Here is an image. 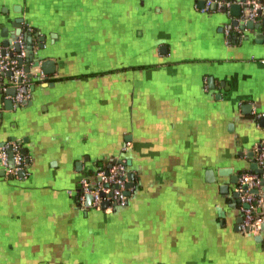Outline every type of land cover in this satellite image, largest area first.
<instances>
[{
  "label": "crops",
  "instance_id": "crops-1",
  "mask_svg": "<svg viewBox=\"0 0 264 264\" xmlns=\"http://www.w3.org/2000/svg\"><path fill=\"white\" fill-rule=\"evenodd\" d=\"M203 5L0 0V32L22 19L55 62L12 110L1 78L0 144L19 142L26 169L0 168V264H264V230H237L236 184L218 176L250 171L264 143V26ZM117 158L136 175L126 206H80L79 178Z\"/></svg>",
  "mask_w": 264,
  "mask_h": 264
},
{
  "label": "built area",
  "instance_id": "built-area-1",
  "mask_svg": "<svg viewBox=\"0 0 264 264\" xmlns=\"http://www.w3.org/2000/svg\"><path fill=\"white\" fill-rule=\"evenodd\" d=\"M233 4L231 0H204L203 12H220L228 10ZM244 6L241 22H260L264 20V0H246L238 3ZM238 33V27L233 28ZM241 30V29H240ZM30 32V28L20 33L11 40L10 47L0 48V75L5 77L10 73L9 86L15 89L14 96L4 95L5 99L11 100L15 106L23 101L30 100V93L25 84L29 83L23 62L27 59V50L24 32ZM229 32L225 28V33ZM2 50L4 53L2 54ZM22 60V64H19ZM264 64V59L260 61ZM40 75V76H38ZM36 80L43 78L39 73ZM5 89H0L2 93ZM128 149V144L122 147V153ZM255 163L259 172L245 171L238 175L235 193H237V209L239 212L238 223L240 232L244 235L255 236L261 232L264 226V143L258 146ZM95 168L78 180L77 201L84 207L87 197H90V206L97 211L111 213L117 208H123L129 201L125 192L132 194V188L127 189V175L130 172L124 158H117L112 162L95 164ZM0 168L9 178L20 179L26 169L25 158L21 152L19 142L7 141L0 144ZM105 205V207H104Z\"/></svg>",
  "mask_w": 264,
  "mask_h": 264
},
{
  "label": "water",
  "instance_id": "water-1",
  "mask_svg": "<svg viewBox=\"0 0 264 264\" xmlns=\"http://www.w3.org/2000/svg\"><path fill=\"white\" fill-rule=\"evenodd\" d=\"M236 1V4H233L230 8H229V11L230 13L233 15V16H236V17H239L241 15V12H242V8L240 7V5H238L237 3H244L246 0H234ZM22 19H15L14 20V24L13 26L16 28V31L14 32V34L12 35V37L8 38V32L6 30V28H2L1 29V32H0V37L3 39L1 41V48H6V47H10V43H11V40L15 39L20 33H21V23H22ZM240 26V29H244V26L248 29H251V28H259L260 26H264V20H262L259 24H254L252 22H247V23H243V22H233L232 23V26ZM26 42H27V59H29L30 61H33L34 65H33V68H38L40 70V73L45 75V76H48V75H52L54 73V69H55V62L50 60V59H40V58H34V53H33V50H32V36L31 35H27L26 36ZM39 48H42V46H40ZM2 54L4 53V50H2L1 52ZM19 64L21 65L22 64V60H19ZM25 72L27 74V78L28 79H31L33 78V75L31 74L30 72V69L29 68H25ZM10 73H6V76H9ZM1 75H0V82H1ZM6 94L9 95V96H14L15 94V89L14 88H9L7 91H6ZM28 101H23L21 103V105H25ZM5 105L7 106V109L8 110H12L13 109V103L10 101V100H6L5 101ZM18 107V106H17ZM260 123H264V117L263 118H260ZM23 154H25V152H23ZM128 165V164H126ZM250 171H253V172H259L258 170V167L256 165V163H253L251 164L250 166ZM232 174V170L231 169H221L218 171V176L219 177H229L230 176V183H233V184H237V180H238V176H234V175H231ZM207 176H210L211 178V181H212V176L213 174L212 173H206ZM135 178H136V175L133 173V172H129L128 175H127V184H126V187L127 189H131L133 188L134 186V182H135ZM209 178V179H210ZM214 181V179H213ZM219 189H220V192L225 194L227 193L228 191V186L227 185H222V186H219ZM125 194L130 197V192L126 191ZM233 197L234 199L237 200V193H233ZM87 205H89L90 203V197H87V201H86ZM237 203V201H235V204ZM105 207V205H104ZM241 219L239 218L238 219V223H240ZM237 230L240 231L239 227H237ZM261 230H264V226L261 227ZM255 240L257 241H261V236H257L255 237Z\"/></svg>",
  "mask_w": 264,
  "mask_h": 264
},
{
  "label": "trees",
  "instance_id": "trees-1",
  "mask_svg": "<svg viewBox=\"0 0 264 264\" xmlns=\"http://www.w3.org/2000/svg\"><path fill=\"white\" fill-rule=\"evenodd\" d=\"M25 64H27V60L24 61V64L23 67L25 66ZM30 84H25L26 87H29ZM100 163H103V162H97L96 164L99 165Z\"/></svg>",
  "mask_w": 264,
  "mask_h": 264
}]
</instances>
